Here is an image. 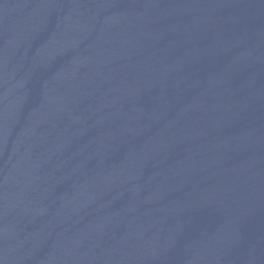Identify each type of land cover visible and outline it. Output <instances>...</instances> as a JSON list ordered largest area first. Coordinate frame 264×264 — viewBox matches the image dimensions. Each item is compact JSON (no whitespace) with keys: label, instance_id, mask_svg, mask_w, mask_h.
<instances>
[{"label":"water","instance_id":"95a60500","mask_svg":"<svg viewBox=\"0 0 264 264\" xmlns=\"http://www.w3.org/2000/svg\"><path fill=\"white\" fill-rule=\"evenodd\" d=\"M255 0H0V264H21Z\"/></svg>","mask_w":264,"mask_h":264}]
</instances>
